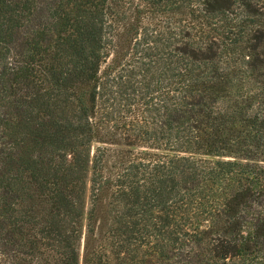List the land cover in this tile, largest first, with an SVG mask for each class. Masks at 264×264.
<instances>
[{
  "label": "trees",
  "instance_id": "trees-1",
  "mask_svg": "<svg viewBox=\"0 0 264 264\" xmlns=\"http://www.w3.org/2000/svg\"><path fill=\"white\" fill-rule=\"evenodd\" d=\"M0 264H264V0H0Z\"/></svg>",
  "mask_w": 264,
  "mask_h": 264
}]
</instances>
